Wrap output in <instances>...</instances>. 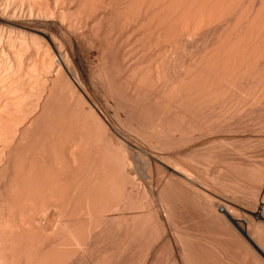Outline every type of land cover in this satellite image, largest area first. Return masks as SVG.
Here are the masks:
<instances>
[{"label": "bare ground", "instance_id": "1", "mask_svg": "<svg viewBox=\"0 0 264 264\" xmlns=\"http://www.w3.org/2000/svg\"><path fill=\"white\" fill-rule=\"evenodd\" d=\"M261 233L264 0H0V264H251Z\"/></svg>", "mask_w": 264, "mask_h": 264}, {"label": "rangeland", "instance_id": "2", "mask_svg": "<svg viewBox=\"0 0 264 264\" xmlns=\"http://www.w3.org/2000/svg\"><path fill=\"white\" fill-rule=\"evenodd\" d=\"M122 34H123V33H122ZM122 34H121V36H123ZM124 36H125V35H124ZM122 44H123V43H122ZM122 46H123V45H121V47H122ZM121 50H122V49H121ZM153 51L156 52V49H153ZM120 54H121V52H120ZM120 56H121V55H120ZM120 56H119V59L121 58ZM95 60H96V59H94V61H95ZM48 218H49V217H48ZM49 223H50V222H49ZM49 225H50V224H49ZM45 226H48V225H45ZM49 227H50V226H48V228H49ZM44 228L46 229L47 227H44ZM48 228H47V229H48ZM261 235H262V233H261ZM262 236H264V235H262ZM250 244H251V243H249V246H250ZM255 245H256V246H255ZM255 245H254V244H251L250 247H252L253 250H254V249H257V250H258V253H257V254H259L258 256H260V257L262 256L263 260H262V258H259V257H258V258L261 259L262 261H264V254H263L264 252L261 253L262 250H263V247H262V250H261V249L259 248L260 246L258 247L257 244H255ZM259 245H260V244H259ZM262 246H264V245H262ZM255 247H256V248H255ZM257 247H258V248H257ZM257 250H256V252H257ZM254 251H255V250H254ZM254 251H253V252H254ZM251 252H252V250H251ZM256 252H255V253H256ZM259 252H260V253H259ZM257 254H256V256H257ZM252 255H254V254L252 253ZM254 256H255V255H254ZM254 256H253V257H254ZM256 256L254 257V258H256V260H255V259H253V260L250 259V260H251L250 263L253 261L251 264H253L254 262L256 263L257 261H258V262H257L256 264H258V263L261 264L262 261H261V260L259 261V260L257 259ZM251 258H252V256H251ZM263 263H264V262H263ZM263 263H262V264H263Z\"/></svg>", "mask_w": 264, "mask_h": 264}]
</instances>
